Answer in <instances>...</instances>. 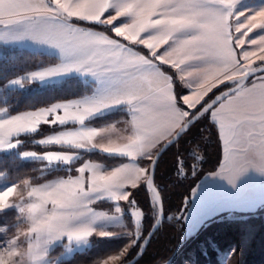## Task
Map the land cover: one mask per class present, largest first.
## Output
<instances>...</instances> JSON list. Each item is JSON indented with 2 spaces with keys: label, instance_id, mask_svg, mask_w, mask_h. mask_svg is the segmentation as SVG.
<instances>
[{
  "label": "rangeland",
  "instance_id": "obj_1",
  "mask_svg": "<svg viewBox=\"0 0 264 264\" xmlns=\"http://www.w3.org/2000/svg\"><path fill=\"white\" fill-rule=\"evenodd\" d=\"M2 45L57 57L9 79L5 88L26 91L77 76L91 83L92 92L80 103L55 101L12 114L0 110V153L18 151L21 160L68 169L79 160L73 172L37 182L9 180L0 172V264H55L88 248L94 236L133 234L134 241L94 263L117 264L143 232V212L131 191L146 179L153 154L140 165L135 145L121 141L124 134L113 138V128H106L94 140L95 132L82 121L96 107L130 114L134 101L163 88L172 71L179 77L174 67H193L189 80L202 85L197 90L202 92L264 61V0H0ZM162 60L175 63L162 65ZM178 80L179 92H188ZM189 97L195 98L194 92ZM231 101L240 105L225 114ZM208 113L217 124L222 155L218 168L190 192L184 239L215 216L223 221L257 209L264 214V71ZM72 121L78 125L56 130V122ZM40 131L45 133L34 138L37 147L20 148L21 135ZM93 149L125 160L107 166L82 158ZM103 202L112 209L100 207ZM59 245L62 249L52 252ZM184 259L197 264L193 250Z\"/></svg>",
  "mask_w": 264,
  "mask_h": 264
},
{
  "label": "trees",
  "instance_id": "obj_2",
  "mask_svg": "<svg viewBox=\"0 0 264 264\" xmlns=\"http://www.w3.org/2000/svg\"><path fill=\"white\" fill-rule=\"evenodd\" d=\"M55 59L57 60L55 55L45 51L2 45L0 47V110L4 108L12 114L49 106L55 101L77 97L92 91L91 83L77 76L41 87L36 86L40 88H31L26 91L5 88L9 79L33 68L52 63ZM262 62L264 61L257 64ZM172 78L179 95V83L174 76ZM232 84L216 85L204 96L202 103H198L190 110L188 116L195 113L215 94ZM208 112L209 110L172 143L155 164L153 178L162 198L164 218L151 236L143 254L133 264L165 262L185 264L184 257L190 250L194 251L197 264H264V214L261 209L255 212H243L242 217L223 221L219 219L221 215L215 216L203 224L196 235L188 239L183 237V212L187 203L190 202V192L204 174L218 168L222 155L219 130ZM122 115V111L113 110L91 121L99 123ZM42 133L45 131L34 135H21L20 139L23 141L20 148L37 147L33 140ZM17 153L18 151L0 153V172H5L9 180L26 177L30 178V181L37 182L67 175L75 170V163L79 161L73 162L68 169L59 165L48 166L43 160H21ZM83 157L102 161L107 166H113L125 158L98 150L84 152ZM131 195L143 212L141 225L143 232L121 262L129 260L136 254L157 215L156 200L144 181L132 189ZM108 203H99V206H109ZM125 206L127 207L126 204ZM107 208L110 209V207ZM124 216L126 224L133 226L130 215L124 212ZM132 237L133 234L112 237L94 236L88 248L76 252L69 258L58 260L55 264H94L108 253L122 248L131 239L134 241ZM61 249L62 246L59 245L52 252L57 253Z\"/></svg>",
  "mask_w": 264,
  "mask_h": 264
},
{
  "label": "crops",
  "instance_id": "obj_3",
  "mask_svg": "<svg viewBox=\"0 0 264 264\" xmlns=\"http://www.w3.org/2000/svg\"><path fill=\"white\" fill-rule=\"evenodd\" d=\"M94 27V26H93ZM95 29H98L103 32L104 30H101L99 28L94 27ZM111 36V35H110ZM113 37V36H111ZM114 38V37H113ZM116 40V38H115ZM118 40V39H117ZM18 47V46H17ZM28 49H34L29 47H24ZM38 50V49H36ZM42 51V50H40ZM163 56H170L169 54L163 55ZM167 59V58H166ZM187 59V58H184ZM183 59V60H184ZM175 62L169 61V60H162V65H174ZM177 65H180L177 63ZM163 72L172 71L170 67H158ZM179 72V77L184 80L186 83L189 91L182 94L179 92L181 101H178V93L176 92V89L174 87V81H173V71L171 72V77L168 78V80L165 82L164 87L161 88L159 91L152 92L150 94L151 96H146L144 98L135 100L134 103L130 107V114H124L121 117L103 121V122H93L91 121L95 117L102 115L104 113H107L108 110H101L103 108L96 107L93 111L89 112L91 113L87 118H85L82 121V125L86 126V129L93 130L95 132L96 137L94 140L99 136L102 135L104 129L106 128H113L111 131V134L114 137H118V134L123 135L124 137L121 140L122 142L127 141V143H133L135 145V149L137 150L139 154L138 163L141 165L143 164L141 159L146 157L147 154L150 152L154 154V152L158 149V147L166 140L168 139L177 128L181 126V124L186 120L188 117V114L190 110L195 108V106L200 103L206 92L209 91L210 87L207 91L197 92V90L201 87L197 81L189 80V78L193 75V67H174ZM167 70V71H166ZM230 71V70H229ZM228 72V71H227ZM226 73V72H225ZM197 74V73H196ZM223 75V74H222ZM179 77L175 74V79L179 82ZM220 77V76H219ZM233 77V76H232ZM218 76L215 78L217 79ZM230 78V77H229ZM226 78V79H229ZM214 79V80H215ZM224 79V80H226ZM222 80V81H224ZM222 81L218 82L216 85L220 84ZM213 86L210 91L215 87ZM205 89V87H204ZM92 92V91H91ZM90 92V93H91ZM194 97H189L193 94ZM90 93H87V95L72 97L68 99L58 100L56 103H80L85 98H87ZM244 103H251L249 102L250 99H243ZM98 102L95 100V104ZM232 102V101H231ZM241 102V103H243ZM233 103L227 107L226 110H224V113L227 114L228 112H233L236 110V107H238L240 104L234 105ZM52 104V103H51ZM183 104V105H182ZM243 110L250 111L246 106ZM163 108V111H158ZM110 110V109H109ZM113 111V110H112ZM110 112V111H109ZM158 113H161L158 115ZM211 118V117H210ZM212 119V118H211ZM213 120V119H212ZM214 121V120H213ZM78 124L75 121L60 124L59 122H56V130L62 129L63 127L66 129L69 127H75ZM80 125V124H79ZM220 136V134H219ZM95 143V142H94ZM118 141L115 143L117 145ZM96 147H99L98 149H104V146L98 145L95 143ZM113 144V145H115ZM93 149V150H98ZM121 156V155H118ZM124 156V155H123ZM125 157V156H124ZM125 160V159H123ZM122 160V161H123ZM121 162V161H120ZM144 177V176H142ZM103 208L108 209L107 207H110L111 210L112 206H100Z\"/></svg>",
  "mask_w": 264,
  "mask_h": 264
},
{
  "label": "water",
  "instance_id": "obj_4",
  "mask_svg": "<svg viewBox=\"0 0 264 264\" xmlns=\"http://www.w3.org/2000/svg\"><path fill=\"white\" fill-rule=\"evenodd\" d=\"M264 71V62L257 64L253 66L252 68L246 70L240 75L230 77L229 79H226L222 81L220 84H225V83H233L231 86L228 88L218 92L215 94L211 99L206 101L205 103L202 104V106L192 115L188 116L186 120L181 124V126L168 138L166 139L159 147L158 149L154 152L152 155L151 161L148 165V173L146 176V179L144 180L146 187L148 190H150L156 200L157 203V215L155 218V221L145 234L142 243L136 252V254L130 258L127 261H123L119 264H133L144 252L151 236L154 234L155 230L158 228L159 224L164 218V213H163V202L161 195L154 183V169H155V164L158 161L159 157L163 154V152L172 144L174 143L177 139H179L184 132L187 131V129L198 119L200 118L203 114H205L208 110H210L213 106H215L220 100H222L224 97L227 95L235 92L238 90L240 87L246 84V82L256 74ZM203 100L200 102L202 103Z\"/></svg>",
  "mask_w": 264,
  "mask_h": 264
}]
</instances>
